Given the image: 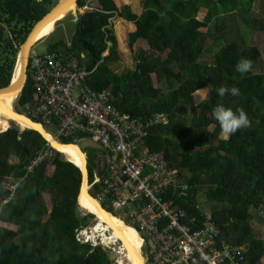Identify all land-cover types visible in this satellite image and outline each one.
<instances>
[{
	"label": "trees",
	"instance_id": "16d2710c",
	"mask_svg": "<svg viewBox=\"0 0 264 264\" xmlns=\"http://www.w3.org/2000/svg\"><path fill=\"white\" fill-rule=\"evenodd\" d=\"M57 1L0 0V88L9 85L14 76L20 45ZM94 1L98 6L78 16L70 42L53 39L47 50L63 60L73 55L80 66L94 70L86 82L97 91L111 87L114 106L146 123L145 144L179 170L176 185L172 186L173 181L166 194L175 207L200 214L197 193L201 191L206 200L215 203L211 210L223 227L225 241L235 245H241L239 240L248 241L251 245L246 264H264V239L255 243L248 231L252 209L264 206V57L257 46L242 48L237 37L225 44L223 39L229 33L225 25H235L226 20L227 16L235 14L246 19L255 0H141L140 14L119 0ZM88 4L89 0H79L80 7ZM203 8L207 13L200 19ZM113 17L136 25L129 34L131 47L144 39L152 49H139L134 68L125 72L111 66L119 57ZM261 25L264 30V17ZM123 30L118 31L121 40ZM208 37L211 43H207ZM207 52L212 53L210 60L203 59ZM245 58L253 66L241 74L236 65ZM154 74L159 87L154 84ZM208 85L211 88L207 97L195 103V92ZM219 87H236L240 95L226 93L221 97ZM33 97L28 80L17 109L25 111L23 105ZM220 104L233 110L243 108L250 127L228 138L220 137L221 128L213 115ZM48 148L37 130H21L0 117V221L17 226L12 229L0 225V264H114L103 245L93 246L77 239L80 227L95 216L93 233L103 234L102 242L118 247V264L129 262L130 257L122 252L128 240L125 233L107 235L108 228L97 215H82L81 167L50 147L51 157L28 170L38 153ZM83 150L88 153L91 182L100 165L98 148ZM12 157L17 162H11ZM109 170L106 162L101 170L103 178L109 177ZM10 178L20 182L12 197L3 186ZM45 193L50 195V210ZM91 193L97 194L96 190ZM144 202L148 198L142 196L133 205ZM103 205L113 210L112 201Z\"/></svg>",
	"mask_w": 264,
	"mask_h": 264
},
{
	"label": "built area",
	"instance_id": "2783aa9c",
	"mask_svg": "<svg viewBox=\"0 0 264 264\" xmlns=\"http://www.w3.org/2000/svg\"><path fill=\"white\" fill-rule=\"evenodd\" d=\"M35 44L27 66L34 97L23 105L24 113L40 122L58 142L70 141L81 147L80 141H90L87 147L98 148L100 165L91 182L87 176L88 190H96L93 196L102 205L112 201V211L134 227L142 239L145 263L246 264V246L225 241L223 227L211 209L198 205L200 214H190L166 197L167 188L173 181L172 186L176 185L180 173L145 144L146 123L114 106L111 87L102 91L92 88L86 79L94 70L80 66L73 55L63 60L54 51L36 53ZM47 145L49 148L31 161L29 171L51 157L50 147L54 146L48 141ZM85 155L88 157L87 152ZM106 162L110 174L103 178L101 170ZM19 185L14 178L3 184L10 197ZM142 196L148 202L135 207L133 202ZM89 225L80 227L77 239L93 245Z\"/></svg>",
	"mask_w": 264,
	"mask_h": 264
},
{
	"label": "rangeland",
	"instance_id": "374dc122",
	"mask_svg": "<svg viewBox=\"0 0 264 264\" xmlns=\"http://www.w3.org/2000/svg\"><path fill=\"white\" fill-rule=\"evenodd\" d=\"M40 1V0H39ZM120 3L122 4H130L133 8V10L140 14L143 11V6H142V1L141 0H119ZM55 4V2H54ZM54 6V5H53ZM52 6V7H53ZM98 6L97 1L94 0H89V4L80 7V10H75L71 11L68 13V15L57 22V25L55 26L54 30L41 38V40L35 44L33 51L36 53H44L47 51V46L50 41L53 39H61L63 38L65 41L70 42L71 36H72V29L74 27V23L78 19V16L81 15L85 10L90 8H95ZM50 6V9L52 8ZM207 13V9L203 8L201 9L199 13V18L203 19ZM227 16V15H226ZM264 17V0H255L254 5L250 11L249 14L245 16L246 19H242L240 16L232 14L228 15L226 20L230 22V24H235L234 26L230 27L229 24H226L224 29H229V33L226 37H224V44L227 43L228 41L231 40L233 37H237L240 42L242 48H247L248 46H257L260 51L263 54L264 57V30L261 25L262 18ZM237 19V20H236ZM121 20V21H119ZM122 20L126 21L127 24H125ZM111 22L113 24L117 39H118V49H119V57L115 59L111 66L115 71L117 72H125L128 69L134 68L135 63H136V58H135V53L139 49H145L148 50L149 52H152V49L149 47L148 43L144 39L138 40L133 47L130 46L129 44V34L135 30L136 26L133 22H129L123 18L120 17H113L111 19ZM129 24V25H128ZM120 27V29H119ZM122 40L120 38L119 32L121 33L122 29ZM119 31V32H118ZM212 39L210 37L207 38V43H211ZM109 51H106L105 54H108ZM158 53V52H157ZM212 53H206L203 56L204 60H210V55ZM19 55V54H18ZM18 65V66H17ZM21 66V61L20 58H17V64H16V69ZM262 69V68H261ZM260 69V70H261ZM15 74V73H14ZM154 84L156 87H159V83L157 80V76L154 74ZM211 88L210 85L199 89L198 91L195 92V103H199L201 100L205 99L208 95L209 89ZM18 96V95H17ZM18 98L16 99L15 102V108L17 107L18 104ZM21 110L22 109H18ZM25 112V111H24ZM10 122V121H7ZM17 126L15 122H10ZM20 127V126H19ZM21 130H24L22 127H20ZM212 128V127H210ZM51 132L52 130L48 128ZM220 137H224L222 133H220ZM92 142L90 141H80L79 144L81 147L84 149L86 148L89 144ZM65 157V156H64ZM66 158V157H65ZM11 162H17V158L12 157ZM197 201L200 204V206L203 209H212L211 207L215 205L214 202H210L206 200L205 196H202L201 191L197 193ZM45 199L48 205V209L50 210L52 208V202L50 199V195L45 193ZM81 205V204H80ZM83 208V207H82ZM82 215H87L89 212L80 209ZM111 211V210H110ZM113 215L118 216L120 218L119 212L116 211H111ZM252 214H253V220L248 226V231L252 234L253 242L259 239H264V206L260 210H254L252 209ZM96 223L95 218H91L90 220V225L88 227H93L94 224ZM0 225L12 228V229H17V226L14 224H9V223H4L0 221ZM89 229V228H88ZM93 245H102V242L98 238H92ZM87 243V242H86ZM239 243L241 245H244L248 249V245H251L248 241H240ZM256 243V242H255ZM254 244V243H253ZM103 247H105L108 250V253L111 257V259L114 261V264H118V260H120L121 255H119V249L117 246L112 245V244H103ZM262 261L264 262V256L262 257Z\"/></svg>",
	"mask_w": 264,
	"mask_h": 264
},
{
	"label": "bare ground",
	"instance_id": "6f19581e",
	"mask_svg": "<svg viewBox=\"0 0 264 264\" xmlns=\"http://www.w3.org/2000/svg\"><path fill=\"white\" fill-rule=\"evenodd\" d=\"M67 10H61L57 12L54 16L48 19L38 30V32L34 35L31 43H34L41 38L45 37L46 35L50 34L57 22L64 19L67 16ZM20 58V57H19ZM21 61V58H20ZM18 66V65H17ZM22 65L19 66L17 71L13 76V82H17L21 77ZM17 91H10V92H1L0 93V117L5 121L15 122L18 126L25 128H34L40 127L32 123L29 119L17 115L15 111V102L18 98ZM49 140H52L50 134H47ZM54 140V139H53ZM52 140V141H53ZM54 146L61 152L69 161L73 162L77 166L85 169V154L82 152L81 148L77 144H60L58 142H54ZM88 183H87V175H85L84 182H83V192L80 195V204L83 209L89 213H94L97 215L99 219L103 222V224L108 228L107 235H111L114 231L118 234L125 233L128 237L124 243V250L122 252H126L127 255L130 257L129 262L121 263V264H145V259L142 255V239L135 231L134 227L131 225L126 224L122 221L121 218L111 214L110 212H105L100 208V206L88 195ZM96 217V216H95ZM94 227V226H93ZM90 232L91 238H98L100 241L103 240V234H96Z\"/></svg>",
	"mask_w": 264,
	"mask_h": 264
},
{
	"label": "water",
	"instance_id": "95a60500",
	"mask_svg": "<svg viewBox=\"0 0 264 264\" xmlns=\"http://www.w3.org/2000/svg\"><path fill=\"white\" fill-rule=\"evenodd\" d=\"M63 9L67 10L68 13L71 12V11L80 10L81 8H80V5H79V0H58L57 3L40 20H38L34 24V26L32 27L31 31L28 33L26 39L24 40V42L20 45V49H19L18 57L21 58V65H22L21 77H20V79L17 82H13V77H12V80H11L9 85L0 88V93L1 92L17 91V94L19 96L23 92V90H24V88L26 86V83H27V79H28L27 78V66H28V58H29V55H30V50H31L32 46L35 44V42L31 43V40L33 39L34 35L38 32V30L41 28V26L48 19H50L57 12H59V11H61ZM68 13H67V15H68ZM14 112L17 115H20V116H23V117L29 119L32 123H34L36 125H39L40 127L37 126V127L32 128V129L37 130L46 139V141H48L52 146H54V142H58V141L53 140V139H52L53 141L48 139L47 134H49V133H48V131L45 129V127L40 122L33 120L30 116H28L27 114L23 113L22 111H19L16 108H15ZM58 143L65 144V143H62V142H58ZM85 163H86L85 169H82L83 180H82V185H81L80 192H79V205H80V195L83 192L84 178H85V175L88 174V169H87L88 157L85 158ZM88 195H89V197H91V199H93L100 206V208L102 210H104L105 212H108L103 207V205L89 192V190H88ZM80 209H83L81 207V205H80ZM120 243H121V241H120Z\"/></svg>",
	"mask_w": 264,
	"mask_h": 264
},
{
	"label": "clouds",
	"instance_id": "9594fccd",
	"mask_svg": "<svg viewBox=\"0 0 264 264\" xmlns=\"http://www.w3.org/2000/svg\"><path fill=\"white\" fill-rule=\"evenodd\" d=\"M40 40L36 41L35 43H38ZM252 66H253V62L251 60L247 58L241 59L236 65V71L241 74H245V73H248L252 69ZM217 93L221 97H223L226 93H230L233 96L240 95V91L236 87H232L231 89L227 87H219L217 89ZM22 112L24 113V111ZM213 115L215 119L219 122L221 133L224 135L225 138L230 137L232 134L236 133L239 129L250 127V124H251V121L243 108L233 110V108L231 107H226L223 104H220V105H217L213 109ZM65 144H69V142ZM54 149L58 150L57 148H54ZM81 150L85 153L83 148H81ZM87 169H88V165H87ZM88 174H89V171H88Z\"/></svg>",
	"mask_w": 264,
	"mask_h": 264
},
{
	"label": "crops",
	"instance_id": "0c3cea01",
	"mask_svg": "<svg viewBox=\"0 0 264 264\" xmlns=\"http://www.w3.org/2000/svg\"><path fill=\"white\" fill-rule=\"evenodd\" d=\"M136 26V25H135Z\"/></svg>",
	"mask_w": 264,
	"mask_h": 264
}]
</instances>
